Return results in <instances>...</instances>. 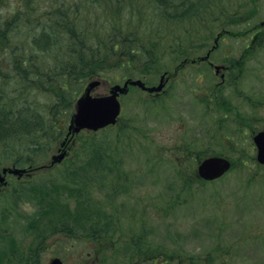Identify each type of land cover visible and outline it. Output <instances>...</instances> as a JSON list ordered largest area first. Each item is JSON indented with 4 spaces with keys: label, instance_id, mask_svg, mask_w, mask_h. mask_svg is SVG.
<instances>
[{
    "label": "rangeland",
    "instance_id": "1",
    "mask_svg": "<svg viewBox=\"0 0 264 264\" xmlns=\"http://www.w3.org/2000/svg\"><path fill=\"white\" fill-rule=\"evenodd\" d=\"M28 1L40 17L33 47L43 48L49 32H41L43 10L53 0H0V22ZM63 1L88 30H102L111 19L104 0ZM197 6L206 10V21L175 26L195 29L178 46L195 37L196 49L177 59L164 53V68L129 76L156 85L164 71L173 72L159 93L131 86L120 96L116 125L72 135L66 122L58 138L56 125L35 153L28 149L31 138L14 132L5 151L0 143V169L19 160L17 166L33 169L20 178L8 174L0 185V264H46L54 256L64 264H159L165 258L168 264H264V164L252 140L264 130V0H200ZM129 8L113 9L116 26L133 24ZM220 30L233 33L222 35L210 53L213 64L224 65L222 78L208 62H190ZM31 35L23 24L16 32L19 42ZM36 50L30 61L51 62V51L45 58ZM32 73L24 74L21 96L6 107L47 112L52 94L32 89ZM8 74L14 84L15 74ZM125 77L110 71L94 77L99 83L91 94L104 95ZM60 154L62 161L50 166L52 155ZM209 155L229 158V172L212 181L199 178L197 165Z\"/></svg>",
    "mask_w": 264,
    "mask_h": 264
},
{
    "label": "trees",
    "instance_id": "2",
    "mask_svg": "<svg viewBox=\"0 0 264 264\" xmlns=\"http://www.w3.org/2000/svg\"><path fill=\"white\" fill-rule=\"evenodd\" d=\"M118 1L116 6L117 0H104L103 13L112 12V16L111 19L103 21L102 30L99 28L95 31L80 26L78 20L72 16L71 8L63 0H53L50 6H45L50 9L43 10L48 11L41 24L43 36L49 27L46 35L49 37L48 41L46 43L41 41L45 44L43 48L39 46L34 48L39 41L38 34H33V30L40 17L34 13L37 7L34 8V12L31 11L33 9L31 1L25 5L27 8L20 6L18 10L11 11L10 16L2 23L0 22V143L4 151L8 148L12 132L19 134V137L31 138L30 141L24 142L32 143L33 148H28L32 153L38 152L41 147L40 138L44 137L46 131L51 135L52 127L56 125L62 128L55 135L58 138L59 133L65 132V123L72 112V104L88 80L107 71L115 73L118 77L119 74L132 76L135 71L145 73L155 65L164 68L159 64L164 53H169L177 59L190 54L185 49H196L193 45L195 37L189 40L190 45L185 48L178 46L184 37L192 38L195 29H190L188 25H182L181 28L175 26L177 23H192L201 18L207 20L204 18L208 16L206 10H201L197 6L200 0H133L131 6L128 0ZM127 5L131 10L130 20L133 24L129 27L116 26L113 23L115 22L113 16L117 14L113 9ZM202 11L204 12L201 14ZM213 11L211 10V13ZM116 12L120 14L119 10ZM166 23L168 29L165 28ZM21 24L30 28L32 34L27 36L25 42H19L16 38L17 29ZM107 24L109 28L106 27ZM111 25L115 28L112 29ZM207 30H210V27ZM201 39L203 41L205 37ZM36 49L40 50L45 58L51 51L52 56L48 57L51 62L41 63L36 59L30 61L31 57L36 58ZM9 71L16 76L14 84L9 81L12 77L8 74ZM29 72H33L31 83L28 81L33 86L32 89L41 92L43 91L41 89H49L52 94L47 112L42 114L33 112L22 114L15 107H6L7 101L13 103L17 96H21L26 81L25 75L29 77ZM52 110L54 114L49 115ZM13 140L18 139L14 137ZM31 156H27L29 160ZM20 161L15 163L19 164Z\"/></svg>",
    "mask_w": 264,
    "mask_h": 264
},
{
    "label": "water",
    "instance_id": "3",
    "mask_svg": "<svg viewBox=\"0 0 264 264\" xmlns=\"http://www.w3.org/2000/svg\"><path fill=\"white\" fill-rule=\"evenodd\" d=\"M209 52L203 57L206 58ZM99 83L98 80H93L88 82L85 86L82 94L77 98L75 103V111L71 115L70 123L68 126L69 132L78 131L82 127L97 129L99 127L105 126L108 123H113L115 117L119 112V102L116 99L118 92H125L127 90L128 84H136L143 89L148 91H158L162 88L163 76H161L158 85L156 86H145V84L140 79H127L122 86L116 84L111 87L110 93L102 96H92L91 90L94 86ZM253 141L256 144L257 153L256 158L259 162L264 163V130H260L253 136ZM62 155H53L52 162L59 161ZM230 166L228 159L217 156L210 155L204 158L197 166L198 174L205 179H213L224 173ZM25 169L16 167H3L1 172L5 174L6 172L21 174ZM0 172V180L3 176ZM49 264H62L58 258L53 259Z\"/></svg>",
    "mask_w": 264,
    "mask_h": 264
},
{
    "label": "flooded vegetation",
    "instance_id": "4",
    "mask_svg": "<svg viewBox=\"0 0 264 264\" xmlns=\"http://www.w3.org/2000/svg\"><path fill=\"white\" fill-rule=\"evenodd\" d=\"M264 19H262V22H260V25H264V21H263ZM257 33V34H256ZM256 33H255V36H259V33H260V31L259 30H257L256 31ZM262 34V33H261ZM222 66L224 67V65L222 64ZM225 69V68H224ZM224 69H222V70H224ZM222 72V71H221ZM153 257V256H152ZM150 258V257H149ZM158 262H159V264H168V262H167V259L165 258L164 260H158ZM152 264H157L155 261L154 262H152Z\"/></svg>",
    "mask_w": 264,
    "mask_h": 264
},
{
    "label": "bare ground",
    "instance_id": "5",
    "mask_svg": "<svg viewBox=\"0 0 264 264\" xmlns=\"http://www.w3.org/2000/svg\"><path fill=\"white\" fill-rule=\"evenodd\" d=\"M65 15V14H64ZM71 27V26H70ZM49 29V28H48ZM45 31V30H44ZM49 35V34H48ZM54 35V34H53ZM42 38V37H41ZM45 38V37H43ZM49 38V37H48ZM47 39V38H46ZM42 40V39H41ZM3 53V52H2ZM32 95V94H31ZM26 97V96H25ZM3 112V111H2ZM23 114V113H22ZM35 114V113H34ZM4 120V119H3ZM17 122V121H16ZM12 124V123H11ZM35 124V123H34ZM24 125V124H23ZM30 126V125H29ZM19 127V126H18ZM23 127V126H22ZM2 129V128H1ZM15 131V130H14ZM25 131V130H24ZM3 132V131H2ZM1 137V136H0ZM7 138V137H6ZM10 138V137H9ZM11 142V141H10ZM8 146V145H7Z\"/></svg>",
    "mask_w": 264,
    "mask_h": 264
}]
</instances>
